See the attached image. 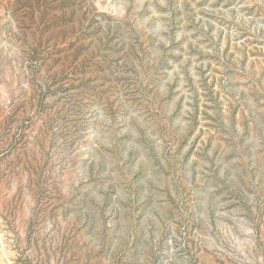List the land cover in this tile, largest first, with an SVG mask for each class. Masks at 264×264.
<instances>
[{
    "label": "rangeland",
    "instance_id": "rangeland-1",
    "mask_svg": "<svg viewBox=\"0 0 264 264\" xmlns=\"http://www.w3.org/2000/svg\"><path fill=\"white\" fill-rule=\"evenodd\" d=\"M0 264H264V0H0Z\"/></svg>",
    "mask_w": 264,
    "mask_h": 264
}]
</instances>
